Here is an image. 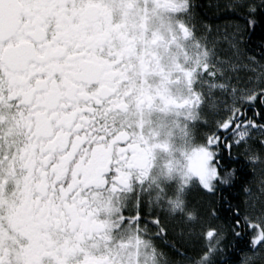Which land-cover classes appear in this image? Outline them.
I'll return each mask as SVG.
<instances>
[{
  "label": "snow or ice",
  "instance_id": "obj_1",
  "mask_svg": "<svg viewBox=\"0 0 264 264\" xmlns=\"http://www.w3.org/2000/svg\"><path fill=\"white\" fill-rule=\"evenodd\" d=\"M264 0H0V264H264Z\"/></svg>",
  "mask_w": 264,
  "mask_h": 264
},
{
  "label": "flooded vegetation",
  "instance_id": "obj_2",
  "mask_svg": "<svg viewBox=\"0 0 264 264\" xmlns=\"http://www.w3.org/2000/svg\"><path fill=\"white\" fill-rule=\"evenodd\" d=\"M258 39H264V36L257 32L253 35V43H255V41Z\"/></svg>",
  "mask_w": 264,
  "mask_h": 264
},
{
  "label": "rangeland",
  "instance_id": "obj_3",
  "mask_svg": "<svg viewBox=\"0 0 264 264\" xmlns=\"http://www.w3.org/2000/svg\"><path fill=\"white\" fill-rule=\"evenodd\" d=\"M255 190L256 191L253 190V194H258V196H256L257 198L264 196V193H261L258 188H256Z\"/></svg>",
  "mask_w": 264,
  "mask_h": 264
},
{
  "label": "trees",
  "instance_id": "obj_4",
  "mask_svg": "<svg viewBox=\"0 0 264 264\" xmlns=\"http://www.w3.org/2000/svg\"><path fill=\"white\" fill-rule=\"evenodd\" d=\"M258 188L255 185L253 186V190L256 191L255 189ZM255 196H258V194H255Z\"/></svg>",
  "mask_w": 264,
  "mask_h": 264
}]
</instances>
